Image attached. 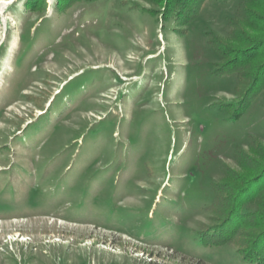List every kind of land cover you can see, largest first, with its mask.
I'll list each match as a JSON object with an SVG mask.
<instances>
[{"label": "rangeland", "instance_id": "rangeland-1", "mask_svg": "<svg viewBox=\"0 0 264 264\" xmlns=\"http://www.w3.org/2000/svg\"><path fill=\"white\" fill-rule=\"evenodd\" d=\"M5 1L0 264H264V0Z\"/></svg>", "mask_w": 264, "mask_h": 264}, {"label": "trees", "instance_id": "trees-1", "mask_svg": "<svg viewBox=\"0 0 264 264\" xmlns=\"http://www.w3.org/2000/svg\"><path fill=\"white\" fill-rule=\"evenodd\" d=\"M179 2H180V0H179ZM256 251V250H255ZM259 257H258V252H256L253 256H251V257H249V259H251L252 261L253 260H256V259H258Z\"/></svg>", "mask_w": 264, "mask_h": 264}, {"label": "bare ground", "instance_id": "bare-ground-1", "mask_svg": "<svg viewBox=\"0 0 264 264\" xmlns=\"http://www.w3.org/2000/svg\"><path fill=\"white\" fill-rule=\"evenodd\" d=\"M5 3H10V1L8 0V1H5Z\"/></svg>", "mask_w": 264, "mask_h": 264}]
</instances>
